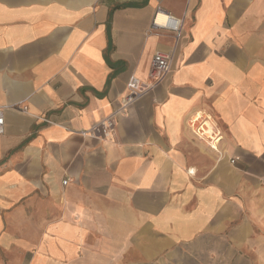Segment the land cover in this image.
<instances>
[{"label": "crops", "instance_id": "obj_1", "mask_svg": "<svg viewBox=\"0 0 264 264\" xmlns=\"http://www.w3.org/2000/svg\"><path fill=\"white\" fill-rule=\"evenodd\" d=\"M0 112V264H264V0H0Z\"/></svg>", "mask_w": 264, "mask_h": 264}, {"label": "built area", "instance_id": "obj_2", "mask_svg": "<svg viewBox=\"0 0 264 264\" xmlns=\"http://www.w3.org/2000/svg\"><path fill=\"white\" fill-rule=\"evenodd\" d=\"M159 16H163L162 21H158ZM151 28L161 27L174 31L176 34L179 33L181 27V19L175 18L171 16L169 13L162 9H157L151 20ZM172 55L169 52L156 51L153 54L148 81L143 82L138 77L131 75L127 81V94L123 98L122 103L119 108L116 109L109 116L105 117L102 120L96 122L92 128H90L89 133L93 134L95 131L101 129L103 133H107L109 129L113 126L114 120L113 117L124 111L130 104H132L139 96L147 92L149 89L154 87L169 71L171 65ZM22 110H26V106L22 107ZM4 129V119L2 113L0 112V133L3 132ZM67 178L62 180V183L65 184L67 182ZM264 185V181H263Z\"/></svg>", "mask_w": 264, "mask_h": 264}, {"label": "bare ground", "instance_id": "obj_3", "mask_svg": "<svg viewBox=\"0 0 264 264\" xmlns=\"http://www.w3.org/2000/svg\"><path fill=\"white\" fill-rule=\"evenodd\" d=\"M162 19H163V16H159V19H158V21L160 22V21H162ZM193 125H195V124H193ZM195 127V126H194ZM198 132V131H197ZM201 134V133H200Z\"/></svg>", "mask_w": 264, "mask_h": 264}]
</instances>
